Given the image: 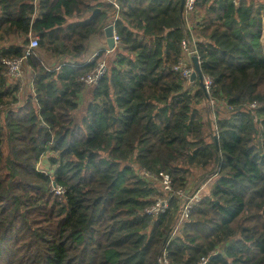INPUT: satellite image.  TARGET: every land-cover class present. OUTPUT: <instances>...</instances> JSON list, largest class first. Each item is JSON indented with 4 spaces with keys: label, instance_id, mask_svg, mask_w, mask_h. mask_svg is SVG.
Returning a JSON list of instances; mask_svg holds the SVG:
<instances>
[{
    "label": "trees",
    "instance_id": "1",
    "mask_svg": "<svg viewBox=\"0 0 264 264\" xmlns=\"http://www.w3.org/2000/svg\"><path fill=\"white\" fill-rule=\"evenodd\" d=\"M115 3L0 0V264H264V0ZM111 24L114 60L78 65ZM31 37L22 102L4 61ZM193 38L209 94L174 70Z\"/></svg>",
    "mask_w": 264,
    "mask_h": 264
},
{
    "label": "built area",
    "instance_id": "2",
    "mask_svg": "<svg viewBox=\"0 0 264 264\" xmlns=\"http://www.w3.org/2000/svg\"><path fill=\"white\" fill-rule=\"evenodd\" d=\"M102 1L106 2L108 0H102ZM196 1L197 0H186V2H185L184 15L186 16V18L188 20L190 17V13H192L193 10L195 9ZM113 3L115 5V7L118 9V5L115 2H113ZM111 26L114 27V24H111ZM113 39L115 41V45H118L120 39L116 35L115 30H114ZM193 45H194V47L191 48L188 41L184 40L182 42L183 54H182L180 61L174 67V70L176 72H179L182 75V77L188 81H190L191 76L195 71L191 60L194 56L198 57L197 49H196V40L194 38H193ZM38 47H39V39L37 37H33L30 40V44L24 53V57H22L20 59H13V60L4 61V64L6 66V75L9 77L11 83H14V82L21 83L22 82V80L24 78V76L22 74L24 62L28 57H30L32 55L33 51L37 50ZM198 60H199V57H198ZM199 64H201L200 60H199ZM106 73H107V65L104 61H100V62H98L96 67L89 74H87L86 76L81 78V82H83L86 86H89V87L96 85L106 75ZM204 84H205L206 92L209 94L211 91L213 81L210 78L204 76ZM212 103H214V102H212ZM255 105L256 104H253V106H255ZM145 174L148 176H152L150 174V172H145ZM160 176L162 177L161 186H162L163 190L166 192L171 191V179H170V177L166 174H163V173H161ZM201 191L202 190H200L198 193L191 196V198H188L183 192H177L179 197L188 199V203L185 206V208L183 209L182 217L179 220L177 230L179 229L180 226L183 225L184 220L187 219V217L190 213V208H191L192 204L197 202L200 199ZM56 193L61 194L62 193L61 189H57ZM167 207H168V200H159L155 206L151 207L148 210V213L149 214H155L158 212H164ZM166 254H167V252H165L164 255L159 259L161 264H169V260H168ZM206 263H207V259H203L202 264H206Z\"/></svg>",
    "mask_w": 264,
    "mask_h": 264
},
{
    "label": "crops",
    "instance_id": "3",
    "mask_svg": "<svg viewBox=\"0 0 264 264\" xmlns=\"http://www.w3.org/2000/svg\"><path fill=\"white\" fill-rule=\"evenodd\" d=\"M116 1H111V0L109 1L108 0L106 2L114 4L113 2H116ZM258 1H263V0H258ZM261 16H262V20H263V25H262L263 34H262V39L261 40H262V44H263V48H264V11H262ZM115 49H116V47H115ZM115 49L113 51H110L108 49L107 42H106V36H105V32H104L103 35H95V36H93L86 43V53L84 54L83 57H80L79 59H76V61L79 63L78 65L83 66L85 64H88V63L92 62L98 56V54L100 52H102V51H106V53H107L106 56L110 60H114V58L116 57ZM40 55L42 56L45 64H47L48 66H53V67L56 66L57 67L56 60H52L48 56L43 55L42 53ZM76 61L73 60L72 63H75ZM191 62H192V60H191ZM192 64H193V62H192ZM25 70L27 72L25 74V77L27 78V81H28L27 82V88H28V90L30 92L33 89L32 88L33 87V83H32L33 75H32V71L29 68H26ZM83 95H85V96H83ZM87 101H88V98H87L86 93L82 94L81 97H80L79 109H81Z\"/></svg>",
    "mask_w": 264,
    "mask_h": 264
},
{
    "label": "water",
    "instance_id": "4",
    "mask_svg": "<svg viewBox=\"0 0 264 264\" xmlns=\"http://www.w3.org/2000/svg\"><path fill=\"white\" fill-rule=\"evenodd\" d=\"M111 1H116V0H111ZM185 2L186 0H181V6H180V11H181V17L184 18V10H185ZM99 11V10H98ZM105 36H106V42L108 49L110 51H113L116 47L115 41L113 39L114 36V27L109 25L105 28L104 30ZM193 66H194V73L191 76L190 82L198 81L201 88L206 92L205 84H204V76L199 64V60L197 56H194L192 58ZM207 93V92H206ZM218 146V143H217Z\"/></svg>",
    "mask_w": 264,
    "mask_h": 264
},
{
    "label": "rangeland",
    "instance_id": "5",
    "mask_svg": "<svg viewBox=\"0 0 264 264\" xmlns=\"http://www.w3.org/2000/svg\"><path fill=\"white\" fill-rule=\"evenodd\" d=\"M32 38V37H31ZM30 38V39H31ZM27 72H26V70L24 69V67H23V70H22V74H23V76H24V78H23V80H22V82H21V94H20V100L23 102V100L24 99H26L28 96H29V94L32 92V91H30L29 92V90H28V88H27V78L25 77V74H26ZM82 109V108H81ZM80 109V110H81ZM45 163H46V159H43V162H41V164H39V168H41L42 170H47V167H46V165H45ZM204 187V191L202 192V196L203 195H205V192H206V190H207V187H206V185L205 186H203ZM202 189V188H201ZM200 189V190H201ZM201 194V193H200Z\"/></svg>",
    "mask_w": 264,
    "mask_h": 264
}]
</instances>
